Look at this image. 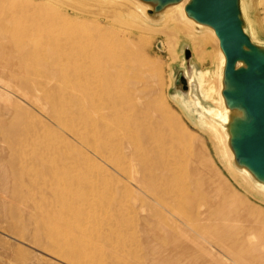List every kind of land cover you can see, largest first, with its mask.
Here are the masks:
<instances>
[{
  "label": "bare ground",
  "instance_id": "1",
  "mask_svg": "<svg viewBox=\"0 0 264 264\" xmlns=\"http://www.w3.org/2000/svg\"><path fill=\"white\" fill-rule=\"evenodd\" d=\"M189 2L170 1L162 5L161 11L174 31L168 35L169 39L191 38L200 48L201 60L204 51L209 55L208 42L218 46L219 41L208 25L203 35L194 37L196 30L191 28V20L185 12ZM58 3L72 10L75 22L81 24H74L73 19L63 15L60 5H54ZM80 3L88 8L81 7ZM158 3V0H0V88L12 91L43 110L50 108L52 119L61 125L64 133L87 153L109 163L116 174L133 185L147 201L140 211L151 212V217L146 218L144 233L159 244L157 260L160 264H264V221L252 219L256 211L253 206L241 209L242 199L231 195L224 183L223 187L215 186L212 180L199 176L198 169L189 162L190 154L181 149L189 139L179 133L171 119L161 115L162 107L150 99L159 70L153 66L146 71L137 66L139 53L124 39L134 35L140 46H145L143 30L126 32L121 25L127 19L139 25L148 24L144 21L146 11ZM89 4L98 8L90 9ZM87 14L92 18L91 23L85 21L87 17L81 18ZM99 16L110 24L101 26L94 19ZM85 25L93 26L86 29L82 27ZM57 27L70 28V35L60 39L55 37L57 34L47 35L43 42H36L44 32ZM217 52L224 64L222 51ZM30 61H35L41 69L31 70ZM243 66L241 62L236 63L238 68ZM217 79L214 74L201 73L200 86L207 95L215 93L220 106L229 104L222 95L225 86ZM186 80L181 77L183 91L188 87ZM233 107L242 112L241 117L237 115L230 122L228 135L215 124L210 123L206 128L217 140L226 159L225 168L232 178L264 203V187H258L259 193L252 191L246 183V171H238L231 161L234 151L227 145V139L229 141L246 120L244 109ZM35 136H38L34 143L36 151L30 160L25 157L29 146L25 142L27 138L15 143L12 166L20 174L36 176L37 183L41 177V184H46L44 173L70 170L74 156L65 149H51L48 154L53 158L45 167L44 155L39 149L43 140L50 143L49 140L55 139L49 135ZM215 150L217 154L218 149ZM52 184L45 191L54 196V204L60 207L57 216L79 211L81 205L89 207L86 196L79 203L73 201L75 192L85 189L86 181L74 183L68 173L64 181ZM156 217L160 221L153 223ZM48 230L53 241L63 240L60 231Z\"/></svg>",
  "mask_w": 264,
  "mask_h": 264
},
{
  "label": "rangeland",
  "instance_id": "2",
  "mask_svg": "<svg viewBox=\"0 0 264 264\" xmlns=\"http://www.w3.org/2000/svg\"><path fill=\"white\" fill-rule=\"evenodd\" d=\"M54 5H60V12L73 19L74 24H81L75 22V14L72 10L63 7L61 3ZM80 5L85 9L88 8L85 4L80 3ZM237 5L243 32L252 44L264 51V0H237ZM95 7L91 5L90 9ZM146 16L147 19L144 21L148 24L139 25L127 19L121 25V29H125L126 32L141 29L146 34L144 47L140 46L134 35L125 36L124 39L139 53L137 66L146 71L153 66L159 70L151 87L150 99L154 104L162 107L164 113L161 115L171 119L179 133L189 139L181 149L190 154L189 162L198 169L199 176H204L210 182L213 181L215 186L223 187L224 183L231 195L242 199L239 202L241 209H246L248 205L253 206L256 211L252 214V219L264 221V203L259 202L256 195L246 192L232 178L225 168L226 159L220 152L217 140L206 128L210 123L215 124L225 135H228L230 122L237 115L241 117L242 112L229 104L220 106L217 103V95L215 93L207 95L200 86L201 73L214 74L224 85V64L217 52L221 50L219 45L215 46L209 41L207 47L209 55L204 51L202 59L199 60L200 48L194 40L189 37L184 39L181 37L175 41L169 39L168 35L174 31L172 25L166 23L164 12L146 11ZM85 17H87L85 21L91 23V16L87 14L81 18ZM187 17L191 20L193 31L196 30L193 32L194 37L203 35L206 25L197 23L188 15ZM94 19L103 27L110 24L101 16ZM92 26L82 27L91 29ZM69 29L51 28L36 42H43L47 35L57 34L55 37L59 39L68 37L71 33ZM29 66L31 70L41 69L35 61H30ZM182 76L186 77L188 82V87L184 91L181 84ZM57 109L60 110L58 107ZM208 110L216 111L217 114L214 115ZM51 116L50 108L43 110L27 99L18 97L12 91L0 88V152L2 151L0 153V264H160L157 260L159 244L150 240L144 233L146 218L151 217V212H142L140 207L147 204V201L135 191L131 183L116 174L109 163L106 164L92 153H87L84 147L64 133L61 125ZM36 134H41V137L49 135L50 138L55 139V141L49 140L52 144L43 140L44 143L39 149L44 155L45 167L51 164L53 156L48 154L51 153V149H65L64 151L74 156V164L69 172L60 171L56 174L45 172L46 184H41V177L37 183L36 176L20 174L12 166L15 158L13 153L15 143L23 137L27 138L25 142L29 143L25 157L30 160L29 157L34 156L36 151L34 143L38 140ZM227 145L232 150L228 139ZM215 147L218 149L217 154ZM231 161L235 169L246 171L248 187L259 193L261 190L258 187H264V181L255 177L238 162L235 156ZM68 173L71 174L74 183L76 181L88 183L84 190L78 189L75 192L73 201L79 203L87 198L90 202L89 207L81 205L79 211L74 210L69 214L64 212L57 216L60 207L54 204V196L45 189L50 184L53 185V182L64 181ZM227 190L224 191L229 195ZM50 202L53 204L51 205ZM51 208L54 209L49 210ZM52 211L56 215L53 216ZM159 219L153 218V223H157ZM48 222L53 225H48ZM48 228L60 231L63 240L57 243L53 241Z\"/></svg>",
  "mask_w": 264,
  "mask_h": 264
},
{
  "label": "water",
  "instance_id": "3",
  "mask_svg": "<svg viewBox=\"0 0 264 264\" xmlns=\"http://www.w3.org/2000/svg\"><path fill=\"white\" fill-rule=\"evenodd\" d=\"M149 13L174 0H158ZM185 12L197 23L213 28L224 55L223 97L229 106H241L246 120L230 139L238 162L264 179V51L243 32L237 0H190ZM241 62L243 67H236ZM228 105V104H226Z\"/></svg>",
  "mask_w": 264,
  "mask_h": 264
}]
</instances>
